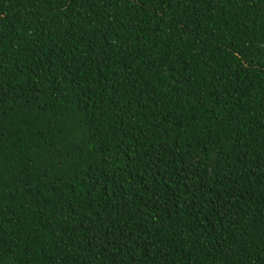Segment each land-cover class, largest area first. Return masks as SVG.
I'll return each mask as SVG.
<instances>
[{
    "label": "trees",
    "instance_id": "1",
    "mask_svg": "<svg viewBox=\"0 0 264 264\" xmlns=\"http://www.w3.org/2000/svg\"><path fill=\"white\" fill-rule=\"evenodd\" d=\"M0 264H264V0H0Z\"/></svg>",
    "mask_w": 264,
    "mask_h": 264
}]
</instances>
